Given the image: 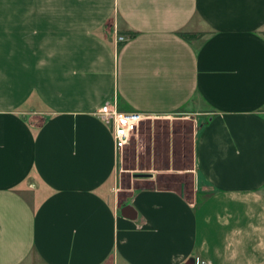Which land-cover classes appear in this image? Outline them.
<instances>
[{
	"label": "crops",
	"instance_id": "1",
	"mask_svg": "<svg viewBox=\"0 0 264 264\" xmlns=\"http://www.w3.org/2000/svg\"><path fill=\"white\" fill-rule=\"evenodd\" d=\"M105 104L180 114L149 173ZM0 264H264V0H0Z\"/></svg>",
	"mask_w": 264,
	"mask_h": 264
},
{
	"label": "rangeland",
	"instance_id": "2",
	"mask_svg": "<svg viewBox=\"0 0 264 264\" xmlns=\"http://www.w3.org/2000/svg\"><path fill=\"white\" fill-rule=\"evenodd\" d=\"M180 116V114H173L169 115L168 118H154L150 120H145L140 122L137 131H133L130 135L129 142L125 144L124 148L121 151V156H120V167L123 170H128L132 171V174L135 175H140L139 173L145 174L149 172L141 171L139 169H136V164H140L143 166L148 165V160L149 158L147 155H145V145L147 146V139L153 132H157L159 130H162L163 127H167L168 122L167 121H172L174 117ZM164 127V128H165ZM156 138H160L162 140L163 135H156ZM176 136V135H175ZM183 135H180L178 137H181ZM187 136V139L185 142V147L183 150V154H180L179 156L174 159V166L176 168H187L189 169L187 172L184 173H176L175 171L169 172L167 174H170L167 180V185L174 186L177 185L178 183H182L183 192L188 193V197H190V194L192 193V168H193V157L191 154V140L189 138V135ZM138 140H140V143H137ZM136 149H139V156L136 153ZM138 157L140 158L139 160ZM166 163H167V157H163L161 155H158L156 157V165L159 168H166ZM165 165V166H164ZM157 167V168H158ZM134 170V171H133ZM151 172V171H150ZM129 175L132 176L131 172H128ZM127 172L123 173L122 175V186L126 187L128 184V180L130 176H128ZM164 174V173H163ZM195 181V186H197V180ZM198 187V186H197ZM196 188V187H195ZM194 189V188H193ZM197 189V188H196Z\"/></svg>",
	"mask_w": 264,
	"mask_h": 264
},
{
	"label": "built area",
	"instance_id": "3",
	"mask_svg": "<svg viewBox=\"0 0 264 264\" xmlns=\"http://www.w3.org/2000/svg\"><path fill=\"white\" fill-rule=\"evenodd\" d=\"M126 40V35L115 33V48L118 49L119 45ZM98 112L101 117H107L112 125L114 145L117 157L120 158L121 151L125 144L129 142L131 133L137 130L140 122L148 116L140 112L118 111L108 104L103 105Z\"/></svg>",
	"mask_w": 264,
	"mask_h": 264
},
{
	"label": "trees",
	"instance_id": "4",
	"mask_svg": "<svg viewBox=\"0 0 264 264\" xmlns=\"http://www.w3.org/2000/svg\"><path fill=\"white\" fill-rule=\"evenodd\" d=\"M178 34L183 37L185 40L187 41H191L192 39H196L199 38L200 36H202V32H185V31H180L178 32Z\"/></svg>",
	"mask_w": 264,
	"mask_h": 264
},
{
	"label": "water",
	"instance_id": "5",
	"mask_svg": "<svg viewBox=\"0 0 264 264\" xmlns=\"http://www.w3.org/2000/svg\"><path fill=\"white\" fill-rule=\"evenodd\" d=\"M190 262V261H189Z\"/></svg>",
	"mask_w": 264,
	"mask_h": 264
}]
</instances>
